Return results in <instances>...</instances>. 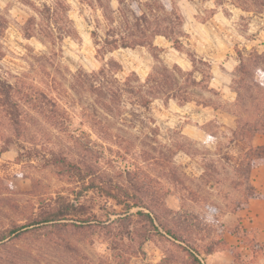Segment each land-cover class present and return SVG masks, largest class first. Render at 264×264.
Returning <instances> with one entry per match:
<instances>
[{
  "label": "rangeland",
  "instance_id": "1",
  "mask_svg": "<svg viewBox=\"0 0 264 264\" xmlns=\"http://www.w3.org/2000/svg\"><path fill=\"white\" fill-rule=\"evenodd\" d=\"M53 1L0 0L1 25L6 24L4 30L0 29V51L3 54L0 58V75L4 71L26 74L29 83L40 86L58 101L64 121L55 127L49 123V112L45 116L30 110L39 122L32 123L34 136L17 140L0 119V148L7 146L0 154V232L10 229L13 220L22 223L21 214L29 215L31 211L39 214L50 208L58 209L61 205L58 196L76 202L78 211L70 214L69 218H88L91 222L88 227L55 224L11 234L0 241V264H157L164 255H173L176 261L172 264H179L185 259V254L159 234L148 231L142 219L130 217L119 220L117 217L123 206L102 194L98 186L80 192L81 180H66L57 176L54 168L42 167L40 155L29 156L26 149L43 145L54 150L62 148L69 157L90 165L84 168V171L91 170L84 179L85 184L92 181L95 185L111 188L113 193L121 196L118 184L126 179L132 183L134 170L140 168L143 174L156 175L147 157L139 155L133 158V146L136 151L150 150L147 144L158 146V143H169L172 131H181L185 124L196 123L212 136L211 144H198L191 139V144L187 146L192 145V149L188 153H177L174 161L189 177L199 181L211 158H218L225 164L226 153L239 156L238 145L226 146L227 128H221L216 121L204 122V117H201V105L212 107L219 104L222 110L229 106L223 102L221 94L209 86L211 77L202 79L200 72L206 74L208 71L206 63L215 70L220 66H212L203 56L223 57L227 53L236 59L238 65L239 54L246 56L252 49L263 53L264 7L258 8L254 4L260 0H100L99 3L107 7L106 16L113 17V25L120 28L117 35L126 34L121 23L122 13L127 18L133 11L148 13L145 4L154 5V1L164 6V17L170 16L173 11L183 21L182 27L169 34L168 38L163 35L153 38L157 48L119 46L103 54L102 51L97 52L99 46L95 45L94 40L103 38L110 26L95 0H65L66 15L75 32L72 35L56 39L53 44L39 35L24 36L21 28L27 18L34 15L38 19L35 9L43 5L51 6ZM177 35L179 43L175 42ZM50 50L54 51V55L49 54ZM45 53L48 55L43 61L44 65H40L35 56L41 57ZM201 58L206 63L199 62ZM112 60L117 62L114 74L119 80L135 73L139 81L144 82L153 67L160 63L169 68L176 64L184 72H193L197 82L204 81L188 89V101L157 98L147 109L137 108L135 112L140 114L137 118L133 117V106L128 103L123 105V113L118 118L109 117V121L104 123L111 130L113 138L116 136V140L122 141L119 144L115 140L104 139L97 133V128L95 130L90 126L84 113L90 110L91 99L85 95L79 96L69 88L74 72L98 70ZM42 66L45 68L42 69ZM221 77L218 76L219 80L227 81V76ZM232 79H235L234 70L230 75V87L234 85ZM257 80L264 83V77L257 76ZM47 82L53 84L52 91L47 90ZM184 105H187L186 108L180 110ZM151 129H156L157 134ZM73 136L79 138L84 152L77 150ZM40 152L43 154L44 150ZM215 152L218 155L212 154ZM258 164H264V161L257 160L255 166ZM33 180L36 183L34 188ZM158 181V186L162 185V180ZM201 185L205 201L185 200L179 201V205H182L180 212L188 215V224L206 226L211 230L207 235L208 230L203 229L202 236L207 237L194 243L203 251L211 240L224 238L225 228L222 229L220 224H223L221 221L229 212L219 198L213 197L214 192L207 185ZM39 193L41 198L35 195ZM167 202L177 203L174 198L165 200L166 205ZM209 203L217 205L215 216L206 208ZM137 209L132 208L130 212ZM159 213L165 219H177L176 215H168L166 211ZM128 220L130 222L127 223ZM206 220L211 226L205 225ZM128 230L132 233L127 234ZM146 237L149 239L142 244ZM243 242L242 246L233 245V251L229 254L230 264H264V241L259 242L248 232L244 233Z\"/></svg>",
  "mask_w": 264,
  "mask_h": 264
},
{
  "label": "trees",
  "instance_id": "2",
  "mask_svg": "<svg viewBox=\"0 0 264 264\" xmlns=\"http://www.w3.org/2000/svg\"><path fill=\"white\" fill-rule=\"evenodd\" d=\"M95 1L98 3L99 8L104 11L103 15H105V19L110 26L105 31L103 38L94 40L95 45L99 46L97 52L102 51L103 54L119 46L157 48L153 43L155 36L163 35L168 38L169 34H173L183 24L180 15L173 11L170 16L164 17V6L154 1V5L151 3L145 4L147 10H149L148 13L140 10L138 14L133 11L130 18L122 13L121 23L124 25L126 34L117 35L120 28L113 25V17L111 19V17L106 16L107 7L101 5L100 0ZM254 4L258 8H263L264 0ZM35 10L38 19L34 15L29 16L21 28L26 38L39 35L45 41L53 44L56 39L60 40L64 36L75 33L73 27L69 24L71 21L66 15L67 3L65 0H55L51 6L43 5L42 8ZM2 21L3 19L0 17V29L4 30L6 24L4 22V25H1ZM92 33L93 35L96 34ZM178 36L175 38L176 43H179ZM49 54L54 55V51L50 50ZM47 55L45 53L41 57L35 56L40 65H44L43 61H45ZM2 57L3 54L0 51V58ZM199 60V62L206 63L202 58ZM238 60V65L234 69L235 79H232L234 85L231 86V89L236 93V97L227 109L235 117V128L228 131L226 146L229 148L238 145L239 156L226 153L224 155L225 164L221 163L218 158H211L207 164V169L200 175L199 181L189 177L174 161L177 153H188L192 149V145L187 146L191 144V139L180 130L172 131L169 143H158L157 146L140 141L150 146V150L143 151L139 149V151H136L135 146H133V158H138L139 155L147 157L152 162L156 175L143 174L140 168L134 170L132 172V183L129 179H126L125 182H119L118 185L120 186L118 187L121 189V196L113 193L111 188L95 185L92 181H87L85 184L84 179L91 170L84 171V168H89L90 165L77 158L69 157L62 148L54 150L47 145H43L44 147L26 149L27 154L29 156L33 154L35 157L40 155L42 167L54 168L57 176L66 178V180H81L83 184L80 187V192L98 186L102 194L123 206L121 214L117 217L119 220H122L121 218L130 219V217L142 219L144 225L148 227V231L159 234L166 242L173 244L181 253L183 252L185 259H182L179 264H203L199 258L200 249L194 243L196 241L201 242L204 237H207L202 236L205 229L208 230H205L207 235L211 230L206 226L194 227V225L188 224L187 213L180 212L182 205L180 204L178 210H173L165 204L166 197L172 194L181 202L185 200L205 201L204 189L201 185L203 184L214 192L213 197L219 198L223 202L228 212H235L243 208L250 198L264 197V194L256 192L251 183V172L255 167V162L257 160L264 161V144L253 145L252 143L255 135H264V83L257 80V76L264 77V52L257 53L256 50L252 49L246 56L239 54ZM206 64L208 71L206 74L200 72L202 79L211 77V66L209 63ZM116 65L117 62L112 60L98 70L89 72L78 70L71 74L69 88L75 94L85 95L91 99V108L87 113H84V117L90 126L94 127L95 130L97 128V133L104 139L115 140L119 144L122 141L116 140V134L114 139L112 133H110L111 130L104 123L109 121V117L118 118L123 113V105L128 103L133 106L131 109L133 110V117L137 118L140 114H137L135 110L137 108L147 109L153 100L157 98H180L181 101H188V89L204 81L199 80L200 82H197L193 72H184L176 64L169 68L160 63L153 67L152 72L144 82H140L135 73L119 80L114 74ZM44 68L42 66V69ZM26 78V74L18 75L10 71H4L0 75V119L17 140L34 136L31 126L37 119L31 114L30 110L45 116V113L49 112V123L55 127L64 122L58 101L51 98L40 86L29 83ZM188 80L189 82H187ZM45 85L47 90L52 91L54 88L53 84L49 82ZM215 107L218 108L220 105L218 104ZM149 120L151 119L149 118ZM101 122H103V125ZM37 123L39 124L38 121ZM151 131L157 134L156 129H151ZM73 137L77 150L84 152L85 149L79 138L77 136ZM211 137L209 135V138ZM6 149L7 146L1 147L0 154ZM42 150H44L43 154L40 152ZM209 151L208 153H211ZM154 153L159 154V156H155ZM20 154L19 152L18 155ZM212 154L218 155V152ZM158 180H162V185L158 186ZM32 184L34 188V185H36L34 180ZM39 194H35L37 198H41V194ZM57 198L61 202L58 209L50 208L41 211L39 214H34L33 211L29 215L21 214L20 220L24 221L17 223L18 221L13 220L10 229L0 232V241L11 234H20L32 227L55 224L75 227H88L90 225L91 220L88 218H69L70 214L78 211L76 202L73 203L63 196ZM137 207L139 209L135 212H130L132 208ZM206 208L210 214L215 216L214 212L217 205L209 203ZM163 211H166L168 215H176L177 219L172 217L169 219L163 218L159 213ZM128 222L130 221L128 220ZM206 222L205 225L211 226V223H208L207 220ZM220 226L224 229L222 223ZM236 229L238 227L229 230L235 232ZM126 233L131 234L132 232L128 230ZM148 239L146 237L142 244ZM222 242V238H218L216 241L211 240L203 249V252L208 254L217 250ZM175 261L176 258L173 255H164L157 264H172Z\"/></svg>",
  "mask_w": 264,
  "mask_h": 264
},
{
  "label": "crops",
  "instance_id": "3",
  "mask_svg": "<svg viewBox=\"0 0 264 264\" xmlns=\"http://www.w3.org/2000/svg\"><path fill=\"white\" fill-rule=\"evenodd\" d=\"M207 57V58H206ZM203 59L209 60L212 66L217 67L211 69V80L209 86L215 89L218 94H221L223 102L226 104H231L236 97V93L230 87V75L237 65V61L232 55L227 53L223 57H211V55L203 56ZM218 76H227V81L219 80ZM224 80V79H223ZM187 105L181 106L179 109L186 108ZM202 114L204 117V122L216 121L221 128H227V131L233 129L234 127V116L226 109L222 110L220 107L201 105ZM202 119V118H201ZM184 135L190 139L196 141L198 144H211V139L207 131L199 126L198 124H185L181 128ZM253 143L255 145L264 144V136L262 134H257L253 138ZM251 183L255 188L257 193L264 194V164H258L251 172ZM174 198L177 203L168 204L167 206L173 210H178L180 208L179 200L175 195H168L166 201ZM223 227L225 228V234L223 238V243L219 248L211 253L205 254L200 250L199 258L203 264H230L231 255L233 251V245H244V233H250L259 240V242L264 241V197H253L248 200L246 205L238 209L235 212H229L225 214L222 219ZM239 226L235 232L229 229ZM248 249L247 246H245Z\"/></svg>",
  "mask_w": 264,
  "mask_h": 264
}]
</instances>
